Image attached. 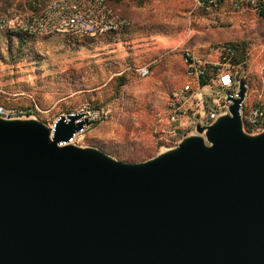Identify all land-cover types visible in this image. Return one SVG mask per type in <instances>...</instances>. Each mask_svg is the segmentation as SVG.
Instances as JSON below:
<instances>
[{"label":"water","instance_id":"95a60500","mask_svg":"<svg viewBox=\"0 0 264 264\" xmlns=\"http://www.w3.org/2000/svg\"><path fill=\"white\" fill-rule=\"evenodd\" d=\"M231 115L143 162L72 144L85 113L0 118V264H264V132Z\"/></svg>","mask_w":264,"mask_h":264},{"label":"rangeland","instance_id":"374dc122","mask_svg":"<svg viewBox=\"0 0 264 264\" xmlns=\"http://www.w3.org/2000/svg\"><path fill=\"white\" fill-rule=\"evenodd\" d=\"M109 1L132 21L124 33L97 39L32 37L25 43L10 31L0 33V102L38 107L37 120L48 127L85 107L109 110L108 121L85 129L72 144L131 164L175 149L161 146L158 138L169 98L185 82L186 48L237 44L249 102L260 96L264 102V19L254 12L228 3L199 9L195 0ZM44 3L0 0V16L12 7L38 12ZM142 68H149L148 77L139 75Z\"/></svg>","mask_w":264,"mask_h":264},{"label":"built area","instance_id":"2783aa9c","mask_svg":"<svg viewBox=\"0 0 264 264\" xmlns=\"http://www.w3.org/2000/svg\"><path fill=\"white\" fill-rule=\"evenodd\" d=\"M225 3L235 10H250L264 19V0H195L196 8L204 10ZM131 27L132 21L108 0H45L38 12H22L12 7L7 15L0 16V33L10 31L33 37L97 39L121 34ZM236 59L237 51L231 44L202 45L183 51L185 82L172 92L165 107L158 138L161 146L177 148L185 139L198 136L199 128L207 129L231 115L229 98L239 99L242 82L247 89L240 107L243 131L250 136L264 132L262 96L249 102L248 76L242 70L244 64H236ZM149 74V68L139 70L142 78ZM39 112L38 107H10L0 102L3 120L37 119ZM80 113L86 114L91 126L108 121L111 116L109 110L90 107Z\"/></svg>","mask_w":264,"mask_h":264},{"label":"trees","instance_id":"16d2710c","mask_svg":"<svg viewBox=\"0 0 264 264\" xmlns=\"http://www.w3.org/2000/svg\"><path fill=\"white\" fill-rule=\"evenodd\" d=\"M109 1V0H108ZM140 3H144V2H146L147 0H138ZM43 2H45V0H43ZM110 2V1H109ZM111 3V2H110ZM35 11H39L38 9L37 10H35ZM125 32V31H124ZM124 32H122V33H124ZM12 34H14V35H16V36H19L20 38H21V40H22V42L23 43H25L26 42V40L28 39V38H32L33 36H29V35H26V34H24V33H12ZM85 39H88V38H85ZM235 49H236V51H237V59L235 60V63L236 64H239V63H241L242 62V60H241V55H240V49H239V46L237 45V44H234V43H230ZM121 79V81H122V83H121V86H123V85H125L126 84V79L124 78V77H122V78H120ZM2 103V102H1ZM2 104H4V103H2ZM4 105H6V104H4ZM6 106H10V105H6ZM10 107H17V106H10ZM20 108H22V107H20Z\"/></svg>","mask_w":264,"mask_h":264},{"label":"bare ground","instance_id":"6f19581e","mask_svg":"<svg viewBox=\"0 0 264 264\" xmlns=\"http://www.w3.org/2000/svg\"><path fill=\"white\" fill-rule=\"evenodd\" d=\"M30 120H37V119L32 118ZM170 150H174V149H170ZM170 150H168L167 152H169ZM167 152H165V153H167ZM165 153H163V154H165Z\"/></svg>","mask_w":264,"mask_h":264}]
</instances>
